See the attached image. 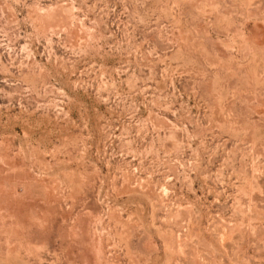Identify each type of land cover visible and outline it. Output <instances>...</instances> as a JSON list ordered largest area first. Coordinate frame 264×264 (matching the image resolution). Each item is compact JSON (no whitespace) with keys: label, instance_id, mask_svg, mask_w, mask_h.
Segmentation results:
<instances>
[{"label":"rangeland","instance_id":"obj_1","mask_svg":"<svg viewBox=\"0 0 264 264\" xmlns=\"http://www.w3.org/2000/svg\"><path fill=\"white\" fill-rule=\"evenodd\" d=\"M0 264H264V0H0Z\"/></svg>","mask_w":264,"mask_h":264},{"label":"bare ground","instance_id":"obj_2","mask_svg":"<svg viewBox=\"0 0 264 264\" xmlns=\"http://www.w3.org/2000/svg\"><path fill=\"white\" fill-rule=\"evenodd\" d=\"M253 229V228H252Z\"/></svg>","mask_w":264,"mask_h":264}]
</instances>
